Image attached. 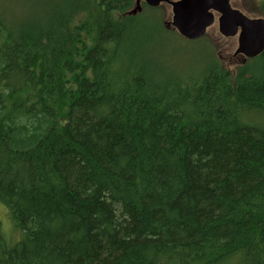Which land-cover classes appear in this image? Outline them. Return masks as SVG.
<instances>
[{"label":"trees","instance_id":"obj_1","mask_svg":"<svg viewBox=\"0 0 264 264\" xmlns=\"http://www.w3.org/2000/svg\"><path fill=\"white\" fill-rule=\"evenodd\" d=\"M133 2L0 15V264H264V51L151 69Z\"/></svg>","mask_w":264,"mask_h":264},{"label":"rangeland","instance_id":"obj_2","mask_svg":"<svg viewBox=\"0 0 264 264\" xmlns=\"http://www.w3.org/2000/svg\"><path fill=\"white\" fill-rule=\"evenodd\" d=\"M39 1L0 0V15H6L8 17L23 16L28 11L40 15L38 9L40 6L38 4ZM230 5L249 18L264 19V0H231ZM140 7L141 10L137 12L138 14L145 11L143 2H141ZM158 7L154 11L146 12V17L151 21L152 25L155 24V19L160 20L161 25L165 29L164 23L171 21V7L167 4H161ZM132 8H134V2ZM217 18L218 15L214 14V23L207 29L206 34L193 42L179 36L173 28L165 29L167 33L161 32L151 36V69H156L158 65L162 67L163 71L167 69V66H187L190 64L189 61L192 62L191 58L194 57L195 60L203 59L210 52L211 56L222 67L234 72L245 61H242V55H235L237 36L223 37L218 30ZM146 56L145 54L144 57ZM200 63V60L197 61L195 67L199 66ZM3 214L5 218V213L0 207V216L3 217Z\"/></svg>","mask_w":264,"mask_h":264},{"label":"water","instance_id":"obj_3","mask_svg":"<svg viewBox=\"0 0 264 264\" xmlns=\"http://www.w3.org/2000/svg\"><path fill=\"white\" fill-rule=\"evenodd\" d=\"M231 0H134L131 14L141 10V2L150 7L167 4L171 7V21L165 28H173L181 37L196 40L206 34L218 15L219 33L223 37L237 36L235 55H242L243 62L264 51V19L249 18L238 9L232 8Z\"/></svg>","mask_w":264,"mask_h":264},{"label":"flooded vegetation","instance_id":"obj_4","mask_svg":"<svg viewBox=\"0 0 264 264\" xmlns=\"http://www.w3.org/2000/svg\"><path fill=\"white\" fill-rule=\"evenodd\" d=\"M231 2V1H230ZM160 6V5H159ZM243 60V59H242Z\"/></svg>","mask_w":264,"mask_h":264}]
</instances>
